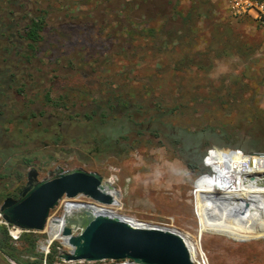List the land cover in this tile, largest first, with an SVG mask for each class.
<instances>
[{
    "label": "rangeland",
    "instance_id": "1",
    "mask_svg": "<svg viewBox=\"0 0 264 264\" xmlns=\"http://www.w3.org/2000/svg\"><path fill=\"white\" fill-rule=\"evenodd\" d=\"M6 1L0 0L1 22L13 19L3 12ZM133 1H16L21 14L18 13L15 21L22 24L28 12L49 5L50 19L54 21L49 24L58 28L50 30V41L59 39L60 53L70 51L69 59L81 58L83 70L79 74L69 65H44L50 51L38 53L33 65H15L19 59L12 56L13 52L6 53L3 61L0 59V149L7 148L4 158L0 154V206L7 197H20L28 186L31 170L36 172V182L58 168L81 169L103 178L102 185L112 194L114 203L103 205L85 196L64 197L50 211L49 218L64 220L65 215L73 216L77 212L69 209L71 205L87 204L120 218L134 219L143 226L167 228L187 236L186 243L196 249L195 259L202 255L208 264H264V236L238 242L212 233L196 215L192 194L194 188L203 189V182L212 176L213 164L203 163V159L214 148L220 149L215 156L222 149L240 151L251 157L250 162L244 159V167L264 169V30L248 16H233L226 0H152L147 5L152 14L156 13L157 8L153 9L156 4L167 10L178 1L177 8L186 13L192 4L204 1L207 3L202 10L209 16L196 20L192 26L195 35L185 37L183 47L169 44L168 53L145 52V56L131 62L115 52L119 51L117 47L109 48L114 54L107 52L100 58L87 55L88 45H94L112 28H117L108 21L113 18H108L106 11ZM155 19L153 26L162 24L160 17L156 15ZM72 30L77 38H66ZM145 41L143 37L137 40L140 52L146 49ZM151 48L150 51L156 52ZM200 52L205 55L196 56ZM180 53L192 55L189 64L185 58L181 61L183 65H175ZM193 61L202 65H192ZM95 62L99 64H92ZM58 68L61 76L55 96H63L61 87L67 85L77 104H68V109L61 113L53 110L41 116V110L50 109L34 101L29 92L49 84V74ZM11 75L13 83L9 80ZM111 81V87L126 86V91L132 92L127 99L149 108V114L140 111L128 119L122 115L102 116L104 104L100 100L104 99L102 95L105 96ZM14 83L26 85L23 95L14 93L17 88ZM31 110L39 116L28 121ZM85 115L92 117L88 119ZM155 132L159 134L154 135ZM185 134L195 136L186 141L188 144L201 143V149L191 160L171 150L174 140ZM20 139H23L21 145ZM226 154L237 157L241 167L242 154ZM23 158L31 163L23 164ZM204 164L208 168L202 170ZM255 197L264 200L262 193ZM46 231L28 230L15 244L23 247L22 236L31 233L35 238L34 253L40 258L39 245L50 237ZM51 243L49 256L54 254V258L49 262L53 264L58 248L64 247L60 240ZM0 264L17 263L0 253Z\"/></svg>",
    "mask_w": 264,
    "mask_h": 264
},
{
    "label": "trees",
    "instance_id": "2",
    "mask_svg": "<svg viewBox=\"0 0 264 264\" xmlns=\"http://www.w3.org/2000/svg\"><path fill=\"white\" fill-rule=\"evenodd\" d=\"M16 1L17 0H7L5 8L3 9L4 14H6L8 18H10L12 15L13 19L10 18L8 20L7 18L8 21L1 22L2 19L0 18V24L2 25L0 27L1 61L4 60L6 53L13 52L12 56H14V58L18 57L19 59V61H16L14 63L15 65L24 63H26L27 65H33V61L36 59L38 53H40L41 51H50L51 55H49L50 57H48V61L44 65H69L71 69L80 74V72H82L83 70L81 69L83 68L81 67V58L78 61L73 57L69 59L68 55L70 54V51L64 50V52L60 53L61 45L59 39H55V43L53 41H50V30L55 31L58 30V28H56L55 26H50L49 24L50 22H54L50 19L51 10L47 8V6L49 5L45 7L40 6L38 10L28 12L26 15V20L22 24L15 21L16 16L18 15V13H20V7L16 6ZM46 2L48 3V0H46ZM150 3L152 4V0H134L133 2L124 3V5L122 6L120 5L118 7H111V9L108 11L105 10L106 16L108 18L109 16L113 18L108 19V21L110 22L111 20V24L113 22L114 24H116L117 28L113 29L111 27L112 29L110 30V32H107V35H105L102 39L97 40L94 45H88L87 55L100 58L101 56H103V54H107V52H110V54L113 53L109 48L117 47L119 51L115 52L118 54H123L125 58L131 62L136 57L142 55L145 56V52H149L150 54L168 53L167 46L169 44H177L179 47H183L184 38H193V36L195 35L192 26L195 24L196 20L201 16H209L207 11L202 10V6L207 3L204 1H197V3L195 2V4H192L191 8L188 9L186 13L177 8L179 2L176 1V3L173 4V7L171 6L167 10L159 8V6H157L156 4V6L153 7V9L155 10L157 8L156 13L152 14L147 8V5ZM121 14H123L122 17L120 16ZM156 15L161 18L162 23L158 27L152 25L156 21ZM68 17H71V15H68ZM102 20L104 21V19ZM64 24L66 23H63V25ZM139 25H142V27L138 28ZM1 28L5 29L1 30ZM61 28H65V26H61ZM70 32L71 34H66V38L69 39L71 36H73L74 39L77 38L76 34H74V30ZM139 37H143V39L146 40L144 43L146 49L141 52V45L137 43ZM71 45L72 48H74L75 42H72ZM151 46L154 47L156 52H153V50L150 51L152 49ZM108 49L109 51H107ZM204 55L205 54H202L201 52L196 54V56L199 57ZM191 57L192 55L180 53V58L178 59V62L175 63V65H183L181 61H183L185 58H187L188 63V58ZM92 64L98 65L99 63L95 62ZM131 65H134V63H131ZM192 65L202 64L198 61H193ZM87 69H90V67H88ZM131 70L132 66L130 67V71ZM28 76L29 78L31 77L32 81L34 80L31 74ZM60 76L61 74L59 68L54 72L51 71V73L49 74V84L44 83L41 85V87L39 85V89H37L35 92H29V96H31L34 101H38L39 105L43 104V108L46 107L50 109L48 112H44L41 110V116H45L53 110L61 113L62 111L68 109V104H72V106H75L77 104V102H75V100L71 96L72 91L67 87V85L61 87L64 93L63 96H55V93L58 90V78ZM9 80L11 83L15 82L13 75H11V78ZM112 83L113 81L109 83V87L105 91V96L104 94L102 95L104 99L100 100L102 104H104V106L102 105L104 108V111H102V116L107 117L109 115H122V118L124 117L125 119H128L133 118L134 113H139L140 111H147L148 113L149 108L135 105V103H132V100L127 99L128 96L132 95V92L129 90L126 91V86L123 85L120 89H118L111 87L113 85ZM14 84L17 85V83ZM25 87L26 85L24 84L20 86L17 85V88L14 89V93L16 95H23L22 89H24ZM146 92L149 93L152 91ZM33 99L29 100L30 103H32ZM29 112L30 114L27 118L28 121L36 116H39L38 112L36 113L35 110H31ZM94 112H96V110ZM68 117L70 118V115H68ZM85 117L90 119L92 116L85 115ZM130 122H132V120H130ZM20 132H22V129H20ZM20 132H17L18 136ZM157 134H159V132H155L154 135ZM196 134L197 133H194V135ZM190 135L192 137L185 134L183 135V137L181 136L175 139L171 144V150L177 152V154H179V156L183 157V159L185 160H191L195 156L194 152L201 149L196 147L197 145H191L186 142L189 140V138L195 137L193 134ZM1 136L2 134H0V140H2ZM10 140L13 141V139ZM22 141L23 139H20V142L18 141V143L21 145ZM5 148L6 147H4V149H0L2 158H4L7 152V148ZM222 150L233 152L229 151L228 149ZM201 157L202 156H200L199 158ZM205 162L206 159L203 163ZM22 163L26 165L31 163V160L23 158ZM190 166L194 168V165L191 162ZM201 169L203 170V168ZM21 241L24 242L23 247L18 248V246L11 240L10 236L8 235L7 228L4 225H0V253L13 260L17 264H41L43 258H38V256L34 253L35 238L31 235V233H25L22 236ZM24 255H28V257L26 258ZM29 255H31L30 257H33L34 259L30 260ZM48 258V264H51L50 262L53 260L54 254L50 255Z\"/></svg>",
    "mask_w": 264,
    "mask_h": 264
},
{
    "label": "water",
    "instance_id": "3",
    "mask_svg": "<svg viewBox=\"0 0 264 264\" xmlns=\"http://www.w3.org/2000/svg\"><path fill=\"white\" fill-rule=\"evenodd\" d=\"M35 174L34 170L29 172L28 186L18 199H4L0 213L6 223L42 231L50 211L64 197L85 196L99 204H113L112 196L102 185L103 178L97 173L58 168L48 178L34 182ZM62 236L73 247L61 255L66 261L131 259L136 264H195L179 233L133 226L118 216L98 213L80 232L73 233L70 227H64Z\"/></svg>",
    "mask_w": 264,
    "mask_h": 264
},
{
    "label": "bare ground",
    "instance_id": "4",
    "mask_svg": "<svg viewBox=\"0 0 264 264\" xmlns=\"http://www.w3.org/2000/svg\"><path fill=\"white\" fill-rule=\"evenodd\" d=\"M218 150L220 149L214 148L206 156V162L213 164L212 176L203 182V189L192 190L196 215L212 233L225 235L238 242L264 236V200L255 197L261 193L264 195V169L244 167V159L250 162L251 157L243 155L240 151H233L242 154L239 167V160L235 156L223 152L215 156ZM202 166L203 169L208 168L206 164ZM69 209L77 212L73 216L65 215L64 220L51 219L46 222L43 230L47 229L50 237L42 248H46L52 241L60 240L71 251L73 247L67 244V238L62 236L64 227L68 226L76 233L98 213L115 216L106 209L90 207L87 204L71 205ZM122 219L133 226H143L134 219ZM182 238L185 243L188 242L187 236ZM186 245L191 259L195 262V247L187 243Z\"/></svg>",
    "mask_w": 264,
    "mask_h": 264
},
{
    "label": "built area",
    "instance_id": "5",
    "mask_svg": "<svg viewBox=\"0 0 264 264\" xmlns=\"http://www.w3.org/2000/svg\"><path fill=\"white\" fill-rule=\"evenodd\" d=\"M228 3V9L230 13L235 17H244L250 16L263 30H264V0H226ZM58 217V216H56ZM55 218L47 219V221ZM0 225H4L7 228L8 235L10 236L11 240L16 243L21 235L28 230L19 228L15 225H11L6 223L2 215L0 213ZM45 243H40L39 245V253L42 255V263L41 264H48L47 257L49 256L50 246L52 243L47 245L46 248H42V245ZM62 246L64 249L58 248V255L56 261L53 264H136L131 259H121V260H112V259H104L100 261H66L64 260L61 255L67 252H70V249L64 245L61 241ZM194 262V261H193ZM195 264H208L207 259L203 256H200L199 259H195Z\"/></svg>",
    "mask_w": 264,
    "mask_h": 264
},
{
    "label": "flooded vegetation",
    "instance_id": "6",
    "mask_svg": "<svg viewBox=\"0 0 264 264\" xmlns=\"http://www.w3.org/2000/svg\"><path fill=\"white\" fill-rule=\"evenodd\" d=\"M196 147L200 148V147H201V143H198ZM198 148H197V149H198ZM96 149H97V148H96ZM194 153H195V152H194ZM48 177H49V176H48ZM48 177H47V178H48ZM44 179H46V178H44ZM42 180H43V179H42Z\"/></svg>",
    "mask_w": 264,
    "mask_h": 264
},
{
    "label": "crops",
    "instance_id": "7",
    "mask_svg": "<svg viewBox=\"0 0 264 264\" xmlns=\"http://www.w3.org/2000/svg\"><path fill=\"white\" fill-rule=\"evenodd\" d=\"M249 18H251L250 16H249ZM252 19V18H251Z\"/></svg>",
    "mask_w": 264,
    "mask_h": 264
}]
</instances>
